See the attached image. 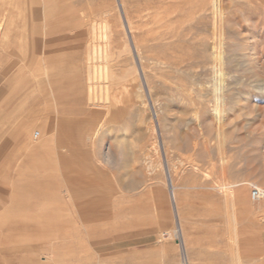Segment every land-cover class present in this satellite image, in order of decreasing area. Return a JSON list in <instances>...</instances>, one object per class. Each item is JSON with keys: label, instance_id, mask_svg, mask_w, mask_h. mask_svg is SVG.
<instances>
[{"label": "rangeland", "instance_id": "374dc122", "mask_svg": "<svg viewBox=\"0 0 264 264\" xmlns=\"http://www.w3.org/2000/svg\"><path fill=\"white\" fill-rule=\"evenodd\" d=\"M215 1L216 14L212 0H52L43 18L8 19L0 217L26 205L57 219L23 238L0 225V264H264V197L251 198L264 190V0ZM214 52L236 79L221 125L203 90L214 62L198 63ZM57 119L72 155L40 149Z\"/></svg>", "mask_w": 264, "mask_h": 264}, {"label": "bare ground", "instance_id": "6f19581e", "mask_svg": "<svg viewBox=\"0 0 264 264\" xmlns=\"http://www.w3.org/2000/svg\"><path fill=\"white\" fill-rule=\"evenodd\" d=\"M21 1V0H20ZM64 1V0H63ZM13 2V1H11ZM52 2V0H23V3L24 4H35V5H40L41 4V12H40V8L37 7L36 9V6H35V10L31 9L29 12H28V15L26 14V10L25 9H18L17 10V13H14V9L16 7V5L14 6V11H9L7 12V15H5L4 17H0V38L2 36H4L5 33H3V30H4V27H8V19L11 20L10 21V24L12 26V28L14 26L18 27V21H20L21 19H23L25 21V24H27V19H28V22L31 21H35L37 19L40 18V16L42 15V18H43V13L46 11L48 12H51L52 11V7H48V4ZM120 2V1H119ZM21 3V2H20ZM13 4V3H12ZM4 5V4H3ZM9 5V4H8ZM122 6V5H121ZM12 7V5H11ZM4 8V7H3ZM2 8V6L0 5V9L4 10ZM9 8V7H8ZM211 9H212V12L213 14H216L218 12V7H217V2L215 0H212L211 2ZM9 10V9H8ZM6 11V9H5ZM122 13V12H121ZM123 14V13H122ZM27 15V17H26ZM35 15V16H34ZM119 17V16H118ZM124 17V16H123ZM41 18V19H42ZM16 20V22H15ZM125 20H126V23L128 24L127 22V19L125 17ZM124 21V20H123ZM122 23V22H121ZM122 25V24H121ZM6 27V28H7ZM10 27V26H9ZM11 29V28H9ZM129 29V28H127ZM130 30V29H129ZM9 32V31H8ZM131 33V31H130ZM9 37V35H7ZM6 36V37H7ZM7 39V38H6ZM5 40V39H4ZM130 40V39H129ZM132 48V47H131ZM134 48H135V51H136V47L134 45ZM133 48V49H134ZM130 49V48H129ZM133 52V51H132ZM131 56V55H130ZM133 56H131L132 58ZM136 57V56H135ZM133 59V58H132ZM131 59V61H132ZM136 59V58H135ZM213 61L214 62V65L213 67L211 68V82H208L209 86L206 88V89H203L204 91L207 92L208 95L211 96V100L215 101L216 102V105L215 108H214V117L217 118V122H219V124L221 125V121H222V118H221V111L222 109L225 108V105H226V101H227V94L230 92V90L232 89V86L233 84L236 83V79H235V76H233L231 73H233L235 71V69H230V72L227 73L228 69H229V66L232 65V61L230 60H227L226 58L224 59V57L222 56H219L218 54H216L215 52L212 53L209 58L206 57V58H203L201 61H198V63H201V64H207L208 61ZM133 63V62H132ZM234 63V62H233ZM129 65V64H128ZM133 67V66H132ZM140 71V70H139ZM264 73V72H263ZM127 75H130V74H127ZM142 75V74H141ZM135 76V74H134ZM143 78V77H142ZM264 79V77L262 78ZM136 80H137V77H136ZM15 81V80H14ZM19 81V80H18ZM263 81V80H262ZM49 89H50V93H49V97L52 98V99H56L55 97V93H54V90L52 88V85H51V82L49 80ZM264 84V83H262ZM16 85V84H15ZM191 86V85H190ZM236 86V85H235ZM191 88V87H190ZM195 88V87H194ZM236 88V87H235ZM12 91V90H11ZM10 91V92H11ZM193 90H191L192 92ZM144 93V91H143ZM202 93V92H201ZM142 96V95H141ZM17 97V96H16ZM15 97V98H16ZM200 100H202L204 102V97L200 96ZM2 102V101H1ZM0 102V103H1ZM19 103V102H17ZM57 103V102H56ZM53 104V103H52ZM61 107V106H60ZM53 108V107H52ZM60 118V117H59ZM58 120V119H57ZM60 120V119H59ZM59 120H58V125L57 124H54V126L57 127V133L55 134L56 135V138H54V129H53V132H50V134L52 135V137L54 139H52V137H50L52 140L51 141V144L50 142H44L46 138L43 139L42 142V145L40 146L41 148V151L43 152L44 150H49L50 148H52L53 150H59L60 147H62L63 149H66L67 152H70V154H74V152L76 151L77 149V145L75 144V139H74V136L70 133H66V127L63 126V128H61V123L59 124ZM50 122V121H49ZM33 124V123H32ZM50 125V124H49ZM49 125H46L45 128L47 131L50 130L49 128ZM52 125V124H51ZM20 126V125H19ZM18 127V126H17ZM53 127V126H52ZM19 128V127H18ZM17 128V129H18ZM32 125L31 124H25V125H22L19 129V132L21 133V135H26V131H30L32 130ZM15 131V130H14ZM13 131V132H14ZM18 132V131H17ZM30 134V132H28ZM27 133V134H28ZM15 134V133H14ZM38 134H41V133H38ZM45 135H47V133L45 132L44 133ZM13 137V135H12ZM17 137V136H16ZM22 137V136H21ZM21 137H19L21 139ZM25 137V136H24ZM23 137V138H24ZM45 137V136H44ZM15 139V137H14ZM40 139H41V136H40ZM26 140V139H25ZM30 140V139H29ZM47 140V139H46ZM38 142V141H36ZM28 143V142H27ZM31 144V143H30ZM32 145V144H31ZM10 146V145H9ZM30 146V145H29ZM8 147V146H7ZM31 147V146H30ZM30 147H28L30 149ZM33 148V147H32ZM36 148V147H35ZM2 149V148H1ZM0 149V150H1ZM23 149V148H22ZM21 149V152L24 151ZM27 149V148H26ZM25 149V150H26ZM39 149V148H38ZM32 150L33 152V149H30ZM36 150V149H35ZM51 150V151H53ZM8 151H10V149H8ZM1 152V151H0ZM3 152V151H2ZM25 152V151H24ZM31 151H28L29 155L32 153H30ZM49 152V151H48ZM38 153V152H37ZM40 153V152H39ZM4 153H2L3 155ZM17 154V153H16ZM34 154H36V152H34ZM2 155L0 154V156L2 157ZM14 155V154H13ZM19 155V154H18ZM24 155V154H23ZM32 155V154H31ZM30 155V156H31ZM37 155V154H36ZM40 155V154H39ZM33 156V155H32ZM0 157V158H1ZM39 157V156H38ZM35 158V156H34ZM27 160V159H26ZM32 160V158H29L28 161ZM23 163V162H21ZM24 163H26L24 161ZM31 163V161H30ZM47 164V161L44 162V164ZM27 164V163H26ZM51 164V163H50ZM29 165V163L27 164ZM47 166V165H46ZM25 167V165H24ZM52 167V165H51ZM166 168V167H165ZM17 171V170H16ZM50 172V171H49ZM45 173V172H44ZM43 174V173H42ZM61 174V173H60ZM62 175L66 176V173L65 171L62 172ZM167 175H168V185H169V191H170V197H171V200L173 202V205H175V208L177 210V207H176V197H175V193L173 191V180L171 178V174H170V170L169 168L167 169ZM63 176V177H64ZM167 178V177H166ZM67 180V179H66ZM68 182V181H67ZM70 183V181H69ZM1 184V183H0ZM225 189H232V187L229 186V188L227 187H223ZM222 188V189H223ZM263 194H264V190L262 189H259ZM23 191V190H22ZM72 189H70L69 187V190L67 191L69 193V196L72 197ZM224 191V190H223ZM227 191V190H225ZM224 191V192H225ZM228 193H231V192H228ZM23 194V193H22ZM223 194V193H222ZM241 196V195H240ZM238 198V197H237ZM71 201V200H70ZM87 202V205L84 206V208L82 207H77V210H78V213L79 214H82V211L84 213H90V212H94L93 208H94V201H91L90 199L86 200ZM242 203V202H241ZM96 204V203H95ZM3 206V205H2ZM30 208V207H29ZM28 207L23 206V205H20V209L18 211V213L16 214H7V215H4V216H1L0 217V225L3 227L5 226L4 230L5 232L8 231V232H15L17 233V235L21 236L22 238L24 236H30L29 233H27L29 229V227H34V228H38V231L40 230H44V229H47V227H50L49 225L50 224H53V222H56V219H57V214L54 213V216L51 217V215H46V219L44 218V216H42L41 214L37 213L35 215H30V210ZM174 208V209H175ZM177 215V214H176ZM179 216V215H178ZM35 221L34 223H37L38 224V227H35V226H31L29 225V221ZM44 223H48V226H45L43 225ZM6 224V225H5ZM19 233V234H18ZM21 234V235H20Z\"/></svg>", "mask_w": 264, "mask_h": 264}, {"label": "built area", "instance_id": "2783aa9c", "mask_svg": "<svg viewBox=\"0 0 264 264\" xmlns=\"http://www.w3.org/2000/svg\"><path fill=\"white\" fill-rule=\"evenodd\" d=\"M37 136H39V134H37ZM263 197H264V194L259 189H257V187H255V186L251 187V198L254 201H259Z\"/></svg>", "mask_w": 264, "mask_h": 264}]
</instances>
